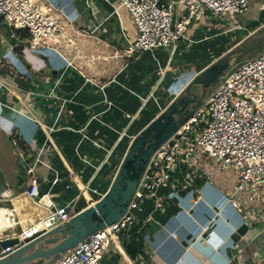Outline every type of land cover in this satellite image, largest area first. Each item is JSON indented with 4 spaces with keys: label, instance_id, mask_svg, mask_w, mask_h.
Returning <instances> with one entry per match:
<instances>
[{
    "label": "crops",
    "instance_id": "obj_1",
    "mask_svg": "<svg viewBox=\"0 0 264 264\" xmlns=\"http://www.w3.org/2000/svg\"><path fill=\"white\" fill-rule=\"evenodd\" d=\"M51 1L61 3L75 22L77 33L72 38L73 46L62 48L66 57L72 60L71 51L75 48L81 59L89 60L81 63L83 67L98 63L103 75H111L108 83L98 81L99 85L79 70L81 59L74 61L76 68L66 69L67 63L53 51L27 60L21 52L28 46L24 32L8 27L12 30L10 40L0 34V182L7 195L21 200L25 212L34 205L25 194L34 180L41 195L50 193L57 206L78 198L73 175L87 181L94 171L83 159L93 166L102 163L107 151L122 140L121 133L128 128L123 126L121 116L131 118L140 109L139 97L129 91L144 98L154 90L156 97L162 86H165L163 92L170 96L180 93L185 82L189 83V76L191 81L230 49L264 29V0H248L249 11L241 20L245 31L232 32L219 20L195 24L190 30V42L181 41L176 49L179 61L171 60L170 52L145 54L138 60L123 55L137 32L129 12L119 7L120 0ZM178 1L183 4L190 0ZM2 24L6 23L0 17ZM190 48L193 51L188 53L193 58L186 61L184 54H180ZM146 59L155 62L156 67L152 64L155 74L145 72L142 78L139 72L143 68L139 65ZM32 61L36 67L44 64L45 68L33 70ZM162 71L167 72L163 81L159 80ZM178 74L176 80L171 79ZM139 77L147 80L141 87ZM129 100H136L139 108L135 102L128 103ZM154 103L155 116L147 121L141 116L136 127L128 129L129 135L136 134L141 123L145 127L160 114L163 108L158 101ZM51 127L54 145L44 132ZM10 133L26 148L24 161L15 151ZM120 156L121 152L111 158L99 175L96 185L101 190L105 191L113 180ZM33 165V173L27 174ZM226 186L222 177L217 178L216 185L201 181V200L197 203H193L191 196L183 195L177 204L153 218H140L119 236L121 251L112 246L107 251V264H264V223L245 226L240 214L227 204ZM19 216L20 213L16 225L23 230L34 224L30 221L24 229ZM39 220L36 218V222ZM172 233H177L176 239L171 237Z\"/></svg>",
    "mask_w": 264,
    "mask_h": 264
},
{
    "label": "built area",
    "instance_id": "obj_2",
    "mask_svg": "<svg viewBox=\"0 0 264 264\" xmlns=\"http://www.w3.org/2000/svg\"><path fill=\"white\" fill-rule=\"evenodd\" d=\"M119 7L129 12L137 32L136 38L130 39L124 50L125 57L155 56L162 50H170L173 60L179 42H190V30L195 24L219 20L232 32L245 31L241 20L249 11V2L190 0L181 4L178 0H120ZM0 17L10 29L25 33L28 46L21 50L25 59L53 51L67 63L66 69L76 68L74 60L62 52L67 45L73 46L72 38L77 31L74 19L61 3L0 0ZM31 68L41 71L45 65L36 67L32 61ZM166 73L162 71L159 80L163 81ZM124 90L128 89L124 87ZM129 92L141 101L140 109L131 116L128 128L121 133V139L127 137L131 142L136 135H129L128 129L140 120L150 101L157 103V98L155 91L146 98L132 90ZM53 131L52 127L44 129L52 144L50 135ZM9 135L15 151L24 161L25 146L14 133ZM117 145L107 151L106 159L97 166L83 159L94 171L87 181H80L73 175L79 189L76 200L61 207L53 202L43 219L19 235L14 233V237L24 241L46 233L98 203L108 189L101 190L96 181L109 164ZM96 146L104 148L97 143ZM34 166L26 173L32 174ZM218 177L227 183V204L240 214L242 223L247 227L264 223V51L227 77L206 104L154 154L125 215L78 244L54 264H107V251L111 246L121 251L119 236L140 218H153L158 212L177 204L183 195L191 196L193 203H197L201 200L199 183L216 185ZM31 184L29 189L32 190L25 194L33 201V189H39V186L35 180ZM81 201L82 206L78 209ZM171 237L176 239L177 233H172ZM8 250L10 248L5 251Z\"/></svg>",
    "mask_w": 264,
    "mask_h": 264
},
{
    "label": "water",
    "instance_id": "obj_3",
    "mask_svg": "<svg viewBox=\"0 0 264 264\" xmlns=\"http://www.w3.org/2000/svg\"><path fill=\"white\" fill-rule=\"evenodd\" d=\"M264 51V34L246 39L200 71L169 105L130 142L105 196L69 222L24 241L14 237L21 200L5 193L0 182V211L13 223L0 232V264H54L96 232L127 212L154 154L201 108L226 78ZM30 188V187H29ZM32 189H28L31 191ZM33 189L34 205L52 206V195ZM36 193H39L36 196ZM55 210L54 208H52ZM19 210V211H18ZM10 248V250H7Z\"/></svg>",
    "mask_w": 264,
    "mask_h": 264
},
{
    "label": "rangeland",
    "instance_id": "obj_4",
    "mask_svg": "<svg viewBox=\"0 0 264 264\" xmlns=\"http://www.w3.org/2000/svg\"><path fill=\"white\" fill-rule=\"evenodd\" d=\"M9 26L7 25V24H2L1 26H0V34H1V36H2V38H5L6 40H10L9 38H10V36H11V32H12V30H10L9 28H8ZM262 34H264V29H261L260 31H258L257 33H255V34H253V36L252 37H255V36H257V35H262ZM8 38V39H7ZM250 38V37H249ZM244 42V41H243ZM179 44H180V42H179ZM179 44H178V46H179ZM73 50H75V51H71L70 53L72 54L71 56H72V59L75 61L76 60V62H78V59L77 58H79V59H81V55L79 54V52H77V49H75V48H73ZM191 50V51H190ZM194 50H195V48H194ZM193 50L190 48V49H187V50H185V52L184 53H181L180 55H183L184 54V56L186 57V61H189V58L190 57H192V56H189V53L188 52H192ZM76 52V54H74ZM170 52V50H162V51H160V53H164V54H168ZM201 53V52H200ZM145 54H139L136 58H138V60H141L142 59V57L144 56ZM199 56H201V54H198V57ZM177 58L178 57H174L173 58V60H175V61H179V59L177 60ZM193 58V57H192ZM181 60V59H180ZM89 60H87L86 58H82L81 60H79V65L80 66H78L80 69V71H82L83 72V74L85 75H87V76H89L90 78H92L93 80H95V82L97 83V84H99V82L98 81H100V82H102L103 84H105V83H108L110 80H109V78H110V75L111 74H105V75H103V73L102 72H100L99 70V66H98V63H96V65H93V66H90V67H88V65L86 64V65H84L85 67H83V64H81V63H87ZM154 63V67H156V65H155V62L153 61V59H146L143 63L141 62L140 64L141 65H139V68L140 67H142L143 69H142V71L141 72H139V76H141L142 78L145 76V74L147 73V72H151L152 71V73L155 71V70H153V68H152V64ZM178 66H180L179 64H178ZM77 67V66H76ZM83 67V68H82ZM177 68V67H176ZM173 69V68H172ZM171 69V70H172ZM146 72V73H145ZM171 73V72H170ZM154 74H155V72H154ZM178 76H180L179 74L178 75H173V76H171V79L173 80V79H175L176 77H178ZM180 79V78H179ZM187 80H188V82H190V76H189V79L187 78ZM147 82V80L146 81H144L143 79H141L140 77L138 78V83H139V87H141L143 84L142 83H146ZM99 85H101V84H99ZM148 85V84H147ZM186 85H188V83L187 82H185V86H184V88L183 89H185V87H186ZM148 86H146V88H147ZM164 87L165 86H162V88H161V90L159 89V90H157V91H159L157 94H156V98H157V101H158V103L161 105V108H163V110L169 105V103L171 102L170 100L172 99V98H175L176 96H177V94H181V92L183 91V89H182V91L180 92V93H175L174 95H169V94H166L167 92L166 91H164L163 92V90H164ZM145 89V88H144ZM144 89H141V91L142 92H145L144 91ZM148 89V88H147ZM155 91V90H154ZM153 91V92H154ZM162 91V92H161ZM172 91V90H171ZM173 92V91H172ZM174 93V92H173ZM149 95H150V92H149ZM148 95V96H149ZM132 102H135V107L137 108H139V105L137 104V101L136 100H129L128 101V103H132ZM151 103H152V107H151ZM150 104H149V106L143 111V114H141V116H142V118L144 119V120H148V118L150 119V118H152V116H155V103H154V101L152 100V102H151ZM130 107H132L131 105H129ZM157 107V106H156ZM158 108V107H157ZM159 109V108H158ZM162 110V111H163ZM162 111H160V113L162 112ZM158 112V111H157ZM121 118H122V124H124L123 126H128L129 125V119L126 117V115H122L121 116ZM146 118V119H145ZM143 120V121H144ZM143 124L144 123H141L140 124V127H138L137 128V130L138 129H140V128H142V126H143ZM136 127V124H134V126H133V128H135ZM118 142V141H117ZM124 147V145H120L116 150V152H115V154L113 155V158L112 159H114L116 156H117V154H119L121 151H122V148ZM103 176V175H102ZM102 176L99 178V179H101L102 178ZM44 178V177H43ZM43 181H45V180H43ZM45 183V182H44ZM82 203H83V201H81L80 202V204L78 205V209L82 206Z\"/></svg>",
    "mask_w": 264,
    "mask_h": 264
},
{
    "label": "bare ground",
    "instance_id": "obj_5",
    "mask_svg": "<svg viewBox=\"0 0 264 264\" xmlns=\"http://www.w3.org/2000/svg\"><path fill=\"white\" fill-rule=\"evenodd\" d=\"M46 208L47 207H44L42 205H38V206L33 205L29 212H21L18 210L20 213L19 217L21 219L20 223H22V225H24L23 228L25 227V225H30V221H31V223L33 222L34 224L38 223V221L36 222V218L43 219V217H45L49 213L48 209H46ZM2 215L5 216L4 211H0V232L3 231V229L6 227H11L10 220L7 219L6 217L3 218ZM23 231L24 230L21 228V230H19L17 233H22ZM42 231H44V230H42Z\"/></svg>",
    "mask_w": 264,
    "mask_h": 264
},
{
    "label": "trees",
    "instance_id": "obj_6",
    "mask_svg": "<svg viewBox=\"0 0 264 264\" xmlns=\"http://www.w3.org/2000/svg\"><path fill=\"white\" fill-rule=\"evenodd\" d=\"M152 102V101H151ZM149 106V105H148ZM134 126V125H133ZM144 128V126H142V128H140V129H138V130H135L136 132V134H134V135H137L142 129ZM119 136V135H118ZM129 144H130V139L129 138H127V137H124L122 140H121V142L117 145V147H116V149L120 146V145H124V147L122 148V151H121V156H120V159H119V162H118V164H117V168L119 167V165H120V162H121V160H122V158H123V156H124V154H125V152H126V150H127V148H128V146H129ZM114 150V152H113V154H115V152L117 151V150ZM111 158H113V155H112V157ZM117 171V170H116ZM116 171H115V173H116ZM114 176H115V174H114ZM114 176H113V178H114ZM111 183H112V181H111ZM111 183L109 184V186H108V188L107 189H109V187H110V185H111ZM106 189V190H107ZM105 190V191H106Z\"/></svg>",
    "mask_w": 264,
    "mask_h": 264
}]
</instances>
